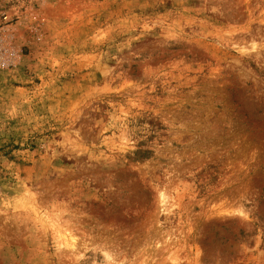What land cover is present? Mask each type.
Wrapping results in <instances>:
<instances>
[{"label":"rangeland","instance_id":"rangeland-1","mask_svg":"<svg viewBox=\"0 0 264 264\" xmlns=\"http://www.w3.org/2000/svg\"><path fill=\"white\" fill-rule=\"evenodd\" d=\"M0 264H264V0H0Z\"/></svg>","mask_w":264,"mask_h":264},{"label":"built area","instance_id":"built-area-1","mask_svg":"<svg viewBox=\"0 0 264 264\" xmlns=\"http://www.w3.org/2000/svg\"><path fill=\"white\" fill-rule=\"evenodd\" d=\"M6 19V18H5Z\"/></svg>","mask_w":264,"mask_h":264}]
</instances>
